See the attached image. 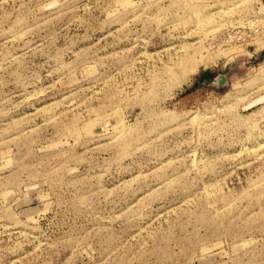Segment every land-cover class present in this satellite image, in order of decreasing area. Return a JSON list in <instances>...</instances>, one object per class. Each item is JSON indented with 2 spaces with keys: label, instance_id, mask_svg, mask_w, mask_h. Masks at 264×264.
<instances>
[{
  "label": "rangeland",
  "instance_id": "1",
  "mask_svg": "<svg viewBox=\"0 0 264 264\" xmlns=\"http://www.w3.org/2000/svg\"><path fill=\"white\" fill-rule=\"evenodd\" d=\"M0 264H264V0H0Z\"/></svg>",
  "mask_w": 264,
  "mask_h": 264
}]
</instances>
